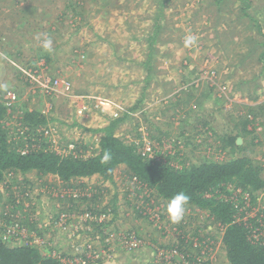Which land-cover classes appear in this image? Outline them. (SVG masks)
<instances>
[{"label":"rangeland","instance_id":"rangeland-1","mask_svg":"<svg viewBox=\"0 0 264 264\" xmlns=\"http://www.w3.org/2000/svg\"><path fill=\"white\" fill-rule=\"evenodd\" d=\"M219 1L0 0V103L7 108L8 141L23 154L45 149L88 158L100 153L104 130L118 121L113 129L118 138L177 169L247 156L264 170V38L255 42V51L261 44L262 62L248 54L242 63V56L233 54L236 45L222 43L223 30L227 39L232 32L226 9L245 2L260 6L264 0ZM159 13L164 29L155 31ZM245 18L251 31L244 29V37H254L259 22ZM237 21L242 22L231 23ZM44 34L53 41L51 52L41 46ZM189 34L196 41L185 47ZM222 47L228 55L217 56ZM9 94L15 99L9 100ZM254 113L259 115L253 120ZM27 114L37 115L35 122L42 115L47 122L31 129ZM246 115L255 122L249 127L254 132L240 136ZM230 135L240 136L243 142L237 145L244 147L224 149L221 136ZM26 177L30 182L25 184ZM115 181L96 175L63 183L36 172L9 173L0 184V212H10L14 224L1 236L9 247L29 244L63 264H78L91 255L89 263H99L93 249L111 252L99 264H229L223 230L207 211L186 208L179 222L170 221L171 230L168 218L161 220L168 214L167 200L132 179L126 166L115 170ZM79 191L100 198L95 203L107 207L104 221L103 215L85 217L82 210L92 200L82 203ZM11 192L22 204L17 212L9 203ZM217 193L234 204L235 219L250 240L264 245V190L253 201L249 192L227 184L225 193L216 190L207 197ZM101 222L108 226L104 240L97 230ZM180 224L184 232L196 230L197 245L205 236L211 244L217 239L215 245L192 249L191 259L177 253L173 258L164 249L178 241Z\"/></svg>","mask_w":264,"mask_h":264},{"label":"trees","instance_id":"trees-1","mask_svg":"<svg viewBox=\"0 0 264 264\" xmlns=\"http://www.w3.org/2000/svg\"><path fill=\"white\" fill-rule=\"evenodd\" d=\"M221 1L223 0L219 2ZM163 3L161 1V5ZM71 6H73V2L68 5L69 8ZM243 7V11L246 14H250L248 11L250 4L245 2L243 3ZM159 14L160 18L156 22L155 31L164 29L161 18L162 13ZM175 105L177 104L175 103ZM251 114L252 112L249 113V115ZM6 115L7 108L4 104L0 103V184L5 180L7 174L14 172L24 175L36 172L40 176H57L63 183H71L75 179L92 178L98 175L105 181L115 184V170L120 166H126L131 173L132 179L150 188L154 192L153 194H157L158 197L169 201L174 195L183 191L190 198L188 204L185 206L186 208L194 207L207 211L211 219H214L215 223H218L223 230L222 245L226 251L229 264H264V245L255 244L250 240L247 228L243 223L235 219L237 210L234 204L220 199L219 193L213 195V197H207V194L215 193L216 190L225 193L227 184H235L237 188L249 192L254 201V194L264 190V170L252 158L243 156L225 163L205 161L200 164H193L182 169H177V167L172 166L168 162L144 155L136 144H126L118 138L113 132L118 121L104 130L105 133L100 140V153L95 156L88 158L80 156L63 157L45 149H38L23 154L13 146L12 142L8 141L10 137L9 132L3 127V120ZM258 115L254 113L253 120ZM35 116L27 114L25 117V121H31L30 123L33 124V126L28 125L31 129H35L38 126L34 123L44 125L47 122L42 115H38L40 119L35 122ZM254 123L248 115L242 118L240 122L241 128L238 130L241 134L240 136L252 134L254 130L248 127L254 125ZM240 136L230 135L226 136V139L221 136V139L225 142L223 148H230L233 151L243 148L244 146L237 145V139ZM106 153L110 157L108 161L103 160ZM22 182L26 184L30 181L26 177ZM72 188L75 189L77 187L74 186ZM26 191L28 190L25 188L22 192L23 196ZM79 194L82 195V203H87L88 199L89 202L92 200V203H88L86 209L82 210V212L88 211L94 216L108 213L106 211L107 207H99L98 203H95L100 199L98 196L86 198L88 195H83V191H79ZM72 197L73 195L70 196L71 209L74 210L77 204L75 203L76 199ZM17 199L16 194L13 192L9 194V203L13 204V211L16 210L15 212L22 206V204L17 203ZM117 199V196H115L114 201H117ZM146 200L149 202L150 207L156 205L155 202L153 205L151 204L150 197H147ZM117 208L115 204L112 212L116 213ZM141 215L145 217L149 216L147 213ZM0 217L4 220V224L0 223V264H63V262L55 257L43 255L40 250L29 244L19 247H9L1 235L7 232L6 227L11 222V213L7 212L5 214L4 212H0ZM166 218H168L167 225L172 230L170 227L172 221L169 215H161V220ZM21 221L25 220L22 219ZM13 224L14 222L11 226ZM23 224H26V222H23ZM99 226L101 228L97 230L99 231V235L102 236L101 240H104L107 235L103 236V232L108 227L107 223L101 222ZM184 226V224L177 226L178 241H172L164 249V251L172 254L173 258L176 257L174 253H177L179 258L180 255H183L191 259L192 249L196 248V250L201 252L205 245H215L217 239L211 244L212 240H207V236L203 240H200L201 238L197 239L199 242L197 245L194 239L197 238L196 230L192 229L190 233L184 232L182 231ZM165 237L166 235L164 234L163 238ZM108 246H110V242L106 243V247ZM163 260L166 263V260Z\"/></svg>","mask_w":264,"mask_h":264},{"label":"crops","instance_id":"crops-1","mask_svg":"<svg viewBox=\"0 0 264 264\" xmlns=\"http://www.w3.org/2000/svg\"><path fill=\"white\" fill-rule=\"evenodd\" d=\"M237 1H239L241 3L240 0H237ZM259 1L262 3V0H259ZM229 3H231V1H229ZM232 3L235 5L236 4L235 0H232ZM236 5L238 6L237 8H235V6H234L230 9H228V8L226 9L227 14H228L227 20H226L227 29H230L232 32L236 31V34L232 35V32H231V34H230L231 39H230V37L227 39L226 37H224L225 30H223L222 43L228 44V45L234 44V45H236L237 48L240 47L239 50H237V48L234 49L235 51L233 52V54L237 55L238 57H239V55H241L242 56V63L246 62L244 59V55H248V54L253 55L254 58L257 59V62H262V60H261L262 51L260 50L261 44H258V51H255V49H256L255 48V42L262 40L264 38V37H262L264 35V3H262L260 6L257 5V2L253 5H250V8L248 10L250 12V14H246L243 11L244 7L241 6L240 4H236ZM245 16L249 17V19L253 20V22H259L258 25H255L256 27L254 26L255 29H252V30H255L254 37H251V36L244 37V29L246 31H251L250 25H248L247 22L245 23V21L247 19V18H245ZM258 17L261 18V20ZM234 20H240V21L242 20V22L238 23V21H237L234 24L231 23V21H234ZM236 27H238V29ZM257 36H259V37L256 38ZM250 47H252L253 51H251ZM247 49H248V51H247ZM225 51L226 50L224 49V47H222V51H220V54H217L216 52L215 53L217 56H219V55L225 56L227 54ZM230 66L231 65H227V68H229ZM240 68L242 70V68H244V67H241V65H240ZM240 68H238V69H240ZM228 73H229V71H228ZM67 97L69 98V96H67ZM257 140L260 141L261 138H258ZM242 142H243V140H242Z\"/></svg>","mask_w":264,"mask_h":264},{"label":"clouds","instance_id":"clouds-1","mask_svg":"<svg viewBox=\"0 0 264 264\" xmlns=\"http://www.w3.org/2000/svg\"><path fill=\"white\" fill-rule=\"evenodd\" d=\"M37 39L40 40L41 37L38 36ZM195 41H196L195 36L191 34L186 35L184 38V45L185 47H190L195 43ZM52 43H53L52 39L48 37L46 34H44L43 39L41 41V46L43 47V49L51 52L53 50ZM109 158H110L109 155L106 153L103 157V160L108 161ZM189 199H190L189 196L186 195L183 191L177 193L172 198H170L166 210L173 223H177L183 218L186 211L185 206L188 204Z\"/></svg>","mask_w":264,"mask_h":264},{"label":"built area","instance_id":"built-area-1","mask_svg":"<svg viewBox=\"0 0 264 264\" xmlns=\"http://www.w3.org/2000/svg\"><path fill=\"white\" fill-rule=\"evenodd\" d=\"M9 100H14L15 99V96L13 95V94H9L8 95V97H7ZM8 104V103H7ZM12 104V103H11ZM9 105V104H8ZM84 214H86L85 215V217L86 218H92L91 216H94L92 213H84ZM102 216V215H101ZM103 216H104V218H103V220H101V221H104L105 219H106V215L105 214H103ZM91 247V246H90ZM94 251H91V253L93 254V252H94V254H96L97 255V260H99V263H101L102 262V258H103V254H106L107 253V251L109 252L110 250H107L106 252L105 251H103V250H98V249H93ZM109 253H111V252H109ZM91 256H93V255H91ZM91 256H87V257H85V258H83L84 259V261H79L78 262V264H91V263H89L90 262V258H91ZM99 256V257H98ZM101 258V259H100ZM101 261V262H100ZM98 262H95L94 264H99Z\"/></svg>","mask_w":264,"mask_h":264},{"label":"water","instance_id":"water-1","mask_svg":"<svg viewBox=\"0 0 264 264\" xmlns=\"http://www.w3.org/2000/svg\"><path fill=\"white\" fill-rule=\"evenodd\" d=\"M241 141H242L241 139H238V140H237V143H238V144H240V143H241Z\"/></svg>","mask_w":264,"mask_h":264}]
</instances>
